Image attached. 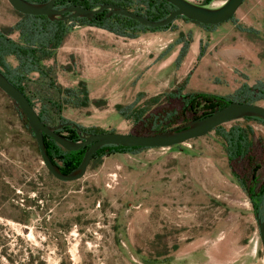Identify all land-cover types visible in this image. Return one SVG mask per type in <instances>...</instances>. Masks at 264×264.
<instances>
[{
    "label": "rangeland",
    "instance_id": "1",
    "mask_svg": "<svg viewBox=\"0 0 264 264\" xmlns=\"http://www.w3.org/2000/svg\"><path fill=\"white\" fill-rule=\"evenodd\" d=\"M224 1L212 0L205 7L216 8ZM19 20L6 0H0V29L8 30ZM182 22L175 21L170 31ZM231 22L235 18L229 23L233 26ZM66 25L69 31L61 46L42 62L45 74L32 73L25 82L34 110L48 115L49 126L60 125L61 118L84 129L135 134L144 132V125L124 120L116 106L146 108L149 113L180 108L176 100L150 105L154 96L137 92L136 78L126 74V58H103V53L114 52L108 41L114 34L81 23ZM246 36L264 48L259 32ZM10 38L20 41L16 32ZM178 57L176 67L183 59L177 63ZM6 61L17 66L12 57ZM80 84L90 101L87 107L65 101L63 90L79 92ZM221 87V96L234 93L231 84ZM51 103L60 104L59 114ZM254 104L264 107V100ZM189 119L176 117L163 126L179 128ZM233 125L251 130L250 166H230L221 138L212 131L170 149L91 161L80 180L65 183L47 172L19 109L0 91V264H264L256 218L244 190L257 188L250 183V167H258L257 184L264 180V125L238 120L223 128Z\"/></svg>",
    "mask_w": 264,
    "mask_h": 264
},
{
    "label": "trees",
    "instance_id": "2",
    "mask_svg": "<svg viewBox=\"0 0 264 264\" xmlns=\"http://www.w3.org/2000/svg\"><path fill=\"white\" fill-rule=\"evenodd\" d=\"M26 1L31 3H44L48 0ZM211 1L212 0H203V6L207 5ZM102 4L117 5L135 14L144 16L151 21L162 20L172 10H174L173 6L163 0H56L55 8L61 9L66 6L75 5L84 9H94ZM103 14L104 13L96 15L90 22L84 19H72L66 22L49 21L44 16H24L19 14L20 20L12 28H9L8 30L0 29V72L12 85H14L26 96L30 105L34 108L31 99L25 92V82L27 81L28 76L32 73H37L40 76L45 74V69L42 65V62L43 60L52 58L54 51L61 46L65 35L69 31L66 25L67 22L81 23L83 25L96 27L116 36L126 38H134L137 33H143L146 31L155 32L160 30H169L171 27H173V23L176 20L190 22L206 30L215 27L209 25H200L182 17H177L173 22L163 28L151 29L141 26L134 20L119 15L105 19ZM233 20L234 17H232L229 21ZM238 29L248 33H255V31L252 29ZM13 32L18 34L20 39L19 42L10 38V35ZM187 43L188 42L184 43L177 63L185 54ZM201 53L202 51H200V55ZM7 57H12L17 62V66L11 67L6 61ZM185 84L186 80L180 85L176 86L173 90L156 95L149 98L148 100L150 105H157L160 103V101L165 102L176 100L180 103V108L176 112L163 110L161 108L157 111L149 113L148 109L146 108L133 109L131 106H116L115 109L124 120H130L135 125H144V132H139L132 135H156L168 130H173L166 128L163 125L164 123L173 122L176 117L187 118V116H189L190 119L187 122L189 123L196 119L203 118L216 110L222 109L231 102L254 104L256 101L264 100V83L261 82H256L252 86L244 83L230 97L216 96L205 93H183ZM79 87H82V90L79 91L81 93V99H79V92L77 90L64 89L63 94H65L67 97L65 101L67 104H70L73 107H87L90 104V101L87 97V92L84 90L83 84H80ZM55 89L57 90V88ZM58 91L62 93V90L59 88ZM51 105L54 111L59 114L61 110L60 104L51 103ZM38 117L45 125L49 124L48 115L44 111L38 113ZM58 119L61 121V124L64 125L63 128L58 132L62 135L64 134V137L68 140L78 141L75 130L66 126V124L72 123L66 122L61 118ZM243 120L258 121L264 125V122L255 118H245ZM78 128L81 132L92 134L106 133L105 131L96 128L84 129L79 126ZM213 131L221 138L223 142L226 159L230 166H232L234 163L240 162H248L250 164L251 159L249 157V153L252 146L249 139V136L251 135L250 129L233 125L227 130L224 129L223 126H220L215 128ZM44 145L48 157L53 162V164L59 167L63 174H68L80 164L84 152L87 149V147H85L78 151L67 152L59 148L53 140L47 137H44ZM143 150L147 149L104 146L93 155L91 161L100 160L103 157H108L114 154H134ZM249 164L248 166L252 165ZM257 169V166H252L249 168L250 183L254 184L255 186L257 185V188L253 190L250 187H244V190L248 195L256 220L259 219L263 221L264 180L259 184L256 183Z\"/></svg>",
    "mask_w": 264,
    "mask_h": 264
},
{
    "label": "crops",
    "instance_id": "3",
    "mask_svg": "<svg viewBox=\"0 0 264 264\" xmlns=\"http://www.w3.org/2000/svg\"><path fill=\"white\" fill-rule=\"evenodd\" d=\"M244 3L246 0L239 9ZM244 10L234 17L233 26L228 21L206 30L183 21L176 31H146L133 39H125L126 42L112 35L108 41L115 45L114 52L102 55L104 59L126 58L127 76L133 75L137 80V92L148 96L173 90L185 80L183 93L216 96H221L218 93L223 91L222 83L231 84L234 92L244 83L249 86L256 82L264 83V48L246 36L249 33L238 29H252L264 36V21L260 24L264 16V0H251ZM218 26L223 28L218 29ZM232 27L236 28V33ZM222 30L230 31V36ZM184 35L189 37L187 51L176 67L175 60L186 43ZM200 51L202 54L196 63Z\"/></svg>",
    "mask_w": 264,
    "mask_h": 264
},
{
    "label": "water",
    "instance_id": "4",
    "mask_svg": "<svg viewBox=\"0 0 264 264\" xmlns=\"http://www.w3.org/2000/svg\"><path fill=\"white\" fill-rule=\"evenodd\" d=\"M173 6L172 10L164 19L151 21L144 16L135 14L129 10L116 5L102 4L94 9H84L71 5L61 9L55 8L56 0H48L44 3H31L26 0H6L9 6L18 14L24 16H44L49 21L66 22L72 19H84L88 22L98 14L107 11L105 19L119 15L136 21L146 28H163L173 22L177 17H182L200 25L217 26L228 22L236 14L244 0H225L219 7L209 8L194 5L187 0H163ZM0 91L4 93L19 109L32 136L35 139L41 161L47 172L59 182H74L80 180L91 162L93 155L104 146H118L123 148L143 149H170L183 145L192 140L205 137L215 128L227 123L255 118L264 122V107L256 104H244L231 102L226 107L216 110L211 114L196 119L186 125L168 130L156 135H132L106 132L92 134L81 132L75 124H66L67 127L75 130L78 141H71L60 134L64 125H45L38 113L30 105L26 96L12 85L0 72ZM44 137L55 142L64 151L74 152L87 147L80 164L68 174H63L59 167L50 160L46 153ZM261 248L264 254V220H256Z\"/></svg>",
    "mask_w": 264,
    "mask_h": 264
},
{
    "label": "flooded vegetation",
    "instance_id": "5",
    "mask_svg": "<svg viewBox=\"0 0 264 264\" xmlns=\"http://www.w3.org/2000/svg\"><path fill=\"white\" fill-rule=\"evenodd\" d=\"M110 5H111V4H110ZM116 6H117V5H116ZM106 12H107V11H104V12H103V13H104L103 15H105Z\"/></svg>",
    "mask_w": 264,
    "mask_h": 264
}]
</instances>
